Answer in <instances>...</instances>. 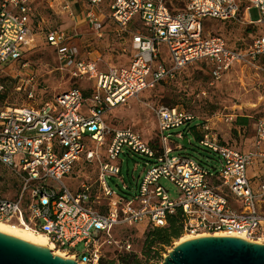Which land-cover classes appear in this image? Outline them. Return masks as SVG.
I'll return each instance as SVG.
<instances>
[{
  "label": "built area",
  "instance_id": "2783aa9c",
  "mask_svg": "<svg viewBox=\"0 0 264 264\" xmlns=\"http://www.w3.org/2000/svg\"><path fill=\"white\" fill-rule=\"evenodd\" d=\"M48 2L71 23L48 30L45 42L56 54L58 70L73 84L37 105L0 111V164L14 175L18 189L15 197L0 196V223L45 236L54 253L77 264H101L111 246L131 253V232L122 237L116 232L141 223L165 227L177 209L183 214V235L236 234L264 243V173L248 176L249 167L264 166V118L255 120L252 149L246 152L220 144L202 124L201 144L222 159L221 170L213 175L192 157L172 155L182 148L179 142L186 134L167 132L199 124L190 112L158 108L156 145L130 127L111 131L105 120L112 109L196 64L208 67L211 86L235 66L264 73V0H246L247 6L244 0H183L185 8L179 12L165 0ZM251 7L259 10V20L250 18ZM37 10L38 0H0V71L37 46ZM208 18L240 22L258 32L249 45L232 48L221 36L205 32ZM83 21L98 37L107 24L113 25L130 50L129 65L101 70L81 57L70 44L79 37ZM36 96L31 90L29 99ZM124 147L154 160L134 195L115 194L107 181L121 175L115 163ZM85 170L95 178H78L77 187L64 182ZM162 178L178 189L177 199L159 184ZM79 243L85 247L80 254L74 250Z\"/></svg>",
  "mask_w": 264,
  "mask_h": 264
},
{
  "label": "rangeland",
  "instance_id": "374dc122",
  "mask_svg": "<svg viewBox=\"0 0 264 264\" xmlns=\"http://www.w3.org/2000/svg\"><path fill=\"white\" fill-rule=\"evenodd\" d=\"M173 12L185 8L183 0H165ZM243 6L248 3L244 0ZM252 20L260 19L258 9L251 7L249 11ZM85 22L78 25L79 37L70 46L81 57L96 62L101 70L112 67L129 65L131 53L126 41L116 36L114 26L107 24L101 31L100 37L85 28ZM71 26L68 18L63 14H56L49 8L48 0H38L37 17L34 19L33 30L36 36V47L26 53L20 62L12 63L0 71V111L11 107L34 106L42 101L51 99L54 95L72 86L69 76L58 70L59 63L52 48L45 42L48 30L65 29ZM205 32L221 36L228 46L239 48L249 45L251 36L258 30L240 22H220L214 19L205 20ZM37 96L29 99L30 91ZM160 107L182 108L195 116L197 122L207 125L213 136L230 148L238 151L252 149L256 119L264 118V73L254 68L235 66L213 86L210 85L208 69L203 64H196L186 68L179 76L160 84L152 91H147L139 98L131 99L127 104L109 111L105 117L106 124L111 131L127 127L139 131L146 140L158 143V124L155 111ZM246 120V122H241ZM180 127L168 131L174 134L184 131ZM202 129L196 130L197 137H201ZM193 133L188 134V144L179 142L182 148L172 152L173 156H188L207 167L211 174L218 173L222 168L220 156L203 146ZM173 140L177 141L174 137ZM102 152L103 148L101 149ZM122 161V165H121ZM154 160L133 153L127 147L119 156L115 165L121 167V175L107 177L111 190L118 195L138 193L139 186L146 171L153 165ZM77 173V179L65 178L68 186H78L81 180H93L94 173ZM264 173V166L255 165L248 169V176L256 178ZM264 179V176H263ZM159 184L164 187L171 199L178 198V189L167 179H160ZM17 184L9 169L0 164V196L15 197ZM264 212V200L261 207ZM141 223L129 230L116 232L117 237L131 232L133 251L131 253L115 250L114 246L106 250L101 264H124V260L131 264H163L165 257L173 249L179 239L173 240L170 246L155 244L149 247L147 238L151 227ZM84 243L75 248L76 253L84 251Z\"/></svg>",
  "mask_w": 264,
  "mask_h": 264
},
{
  "label": "water",
  "instance_id": "95a60500",
  "mask_svg": "<svg viewBox=\"0 0 264 264\" xmlns=\"http://www.w3.org/2000/svg\"><path fill=\"white\" fill-rule=\"evenodd\" d=\"M188 144V139L183 141ZM0 264H77L48 243L0 229ZM163 264H264V243L232 236H204L175 245Z\"/></svg>",
  "mask_w": 264,
  "mask_h": 264
},
{
  "label": "trees",
  "instance_id": "16d2710c",
  "mask_svg": "<svg viewBox=\"0 0 264 264\" xmlns=\"http://www.w3.org/2000/svg\"><path fill=\"white\" fill-rule=\"evenodd\" d=\"M206 68L208 69L207 66ZM241 122H246V120H241ZM202 124L203 123L189 124L184 130L186 134V138L188 139V134L190 132L193 133L197 137L196 130L199 127H201L202 129ZM201 132H202L201 137H197L200 140V142L205 135L203 130ZM220 144L227 145L223 142H220ZM182 232H183V214H182L181 209H177L173 215L168 216L167 225L165 227L153 228L150 231V233L147 236L149 240L148 242L149 247H153L155 244L163 245V246H170L173 240H177L181 237ZM123 262L124 264H131L129 263V261H126V260H124Z\"/></svg>",
  "mask_w": 264,
  "mask_h": 264
},
{
  "label": "bare ground",
  "instance_id": "6f19581e",
  "mask_svg": "<svg viewBox=\"0 0 264 264\" xmlns=\"http://www.w3.org/2000/svg\"><path fill=\"white\" fill-rule=\"evenodd\" d=\"M0 229L4 230V231H7V232H10V233H14V234H17V235H21V236L30 238V239L35 240L37 242L43 243L45 245L47 244V239H46L45 236L34 234L31 231H29L27 229H24V228H21V227H18V226H14V225L7 224V223H0ZM218 236H232V237H238V238L244 239L242 236H239V235H236V234L218 235ZM200 237H204V236L184 235L176 243V245L178 246L181 243H184V242H187V241H191V240H194V239H197V238H200ZM55 253L61 255V253L57 252L56 250H55Z\"/></svg>",
  "mask_w": 264,
  "mask_h": 264
},
{
  "label": "crops",
  "instance_id": "0c3cea01",
  "mask_svg": "<svg viewBox=\"0 0 264 264\" xmlns=\"http://www.w3.org/2000/svg\"><path fill=\"white\" fill-rule=\"evenodd\" d=\"M86 28V27H85Z\"/></svg>",
  "mask_w": 264,
  "mask_h": 264
}]
</instances>
